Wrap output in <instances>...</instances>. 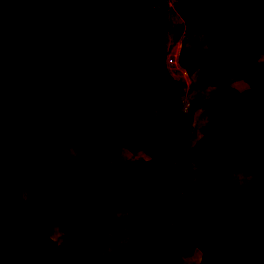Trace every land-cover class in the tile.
I'll return each instance as SVG.
<instances>
[{
	"label": "trees",
	"instance_id": "obj_1",
	"mask_svg": "<svg viewBox=\"0 0 264 264\" xmlns=\"http://www.w3.org/2000/svg\"><path fill=\"white\" fill-rule=\"evenodd\" d=\"M130 1L0 0V134L13 143L0 157V264H90L120 257L123 264H167L161 254L178 247L194 264H264V131L262 150L244 164L229 158L240 148L233 141L223 157L191 171L193 179L197 172L228 174L235 191L247 186L241 199L215 201L213 182L187 176L190 160L205 158L219 137L234 139L239 130L259 128L255 103L257 94L264 103V51L251 58L253 88L236 60L235 40L239 19L248 14L256 27L243 34V43L255 44L264 27V0L256 8L245 0L196 6L195 13L207 12L210 19L204 26L193 22L192 31L202 38L196 45L211 49L215 67L208 69L193 54L181 56L195 100L181 114L183 81L169 69L166 31L159 25L166 13L161 7L156 20L142 5L146 0ZM218 12L224 16L217 18ZM157 25L153 69L133 86L120 83L116 73L135 70ZM98 31L117 44L107 53ZM101 71L111 73L107 82L98 79ZM211 94L215 99L200 101ZM119 96L127 97L123 127L104 117L108 99ZM157 118V127L143 124ZM101 133L105 142L98 153L91 145ZM173 150L180 154L178 173L169 179L164 167ZM82 155L83 164L67 161ZM154 189L161 194L146 195ZM180 196L195 207L174 211L171 203ZM138 210L153 214L140 219ZM202 219L216 243L209 250ZM235 230L242 236L227 242L224 235ZM71 234L79 245L67 253ZM51 241L57 257L46 249Z\"/></svg>",
	"mask_w": 264,
	"mask_h": 264
},
{
	"label": "rangeland",
	"instance_id": "obj_2",
	"mask_svg": "<svg viewBox=\"0 0 264 264\" xmlns=\"http://www.w3.org/2000/svg\"><path fill=\"white\" fill-rule=\"evenodd\" d=\"M122 3H117V2H110L113 5L116 4H121V5H128L130 4V0H121ZM171 0H146L142 2V5H147V7L150 9L151 17L153 19H158L160 16V8L163 7L162 10L165 11L166 13V21H159V25H161L165 28L166 31V36H165V45L167 48V60H168V66L169 69L172 73V75L175 78H179L180 80L183 81L182 84V96H181V107H180V114L187 112L189 106L193 101H195L192 97V95L189 92V76L186 74V72L182 69V66L180 65V59L181 56H185L187 54H198L199 56L203 57V59L206 62V67L208 69H212L215 67V62H213L211 56L212 52L209 47H202V48H197L195 51L192 49L190 51L188 46L192 44L193 42H201V36L193 32V22L195 19L191 20L188 18V15L190 14L189 12L193 9V4L198 3V2H204V0H177L178 4L182 5L181 10H177L176 7L172 6L173 3L170 2ZM173 10V13L169 11V9ZM217 18H221L224 16V13L218 12L215 14ZM207 18V17H206ZM199 21V17H198ZM210 19L208 18V22ZM240 21L245 24L246 27L251 26L252 22L254 19L252 18L251 15H247L246 17L243 16ZM101 28V27H100ZM158 25L151 31L150 37L147 39L146 45L144 46V52L139 60V62L136 65V68L134 71H121L116 73L118 77V81L122 84H129L133 86L134 80L139 78L141 75L144 73H148L153 69V62L156 59V53H157V42H156V32L158 30ZM99 32V31H98ZM101 34V32L98 33V38L103 40V48H102V53H107L109 51V48H111V45L114 46L115 42H108V40L105 39L107 35L105 36ZM154 37V38H153ZM117 45V44H115ZM239 53V52H238ZM240 58L242 59L245 55L244 50L240 51ZM206 57L209 59L207 60ZM111 73L108 71H101L98 73V79L102 81H106L109 79ZM216 94H211L204 96L202 100L200 101H210L215 99ZM124 102V98H116L114 100H110L109 103H106V116L114 119H118L121 114V106L122 103ZM113 111L114 113L118 114H110L109 111ZM261 123L264 127V111L261 113ZM143 124L145 125H153L157 126L162 124V121L157 119L153 120H145L143 121ZM87 125L82 126V128H86ZM133 128V127H132ZM131 129V128H130ZM248 138V139H246ZM242 139V138H240ZM259 131L254 132V133H248V135L243 138L242 140H238L237 137L234 141L237 140L239 143V150L235 152L234 154V161L237 163L244 162L246 160V157H252L254 156L261 148V144L259 141ZM233 142V140L230 138L229 139H222L218 140L213 144L212 150L210 151L212 158L215 160L216 158H220V156H224L227 151L226 148ZM7 142L3 139L0 138V156L5 154L9 148L7 147ZM100 142L96 141L95 145L93 146L94 149L100 150L99 149ZM215 148H223L220 152L216 153L213 155V152L216 150ZM254 154V155H253ZM180 156L179 152H175L172 155L171 160H175L177 162L178 157ZM231 156V155H230ZM85 160V157L82 158ZM207 161L209 160L206 159V161H195L191 159L190 162V171L188 174V179L190 182H193V180H202L206 184H210L213 182V186L210 185L211 193H210V198H212L215 201H220L221 203H226V202H232V201H237L243 197L245 194V191L247 189V186L244 185L240 187L238 191H235V188L237 186L236 181L231 180L226 173H217L215 175H210V174H203L201 173L202 176L197 177L195 175V178L193 179L191 171H196L199 167L202 165L206 164ZM170 162V166H168V169L173 170L172 164H174L172 161ZM169 173L171 171H168ZM212 177H215V180L211 179ZM158 192V191H157ZM166 199V196H165ZM177 204V203H176ZM179 209H190L194 207V203L192 201H186L185 196L181 197L178 201ZM188 206V207H187ZM141 211V210H140ZM143 211V210H142ZM150 214L149 210H144L143 212L137 213L138 218H146ZM25 219L24 221H27ZM204 231L203 235L206 237H209L211 239V243L207 246L206 250H209L213 247L216 246V243L210 233V225L203 227L202 229ZM70 236H67L66 238V252L71 253L75 250L79 239L73 238ZM242 236L240 231H233L230 233H227L224 235V239L227 242H233L237 239H239ZM150 242V240H148ZM47 251L49 254L54 257H57L59 255V251L55 249L54 247V242L51 241L47 246H46ZM162 258L166 259L168 261V264H193L192 260L189 258L187 254L184 253V251L181 248H177L175 251L171 253H163L161 255ZM161 258V259H162ZM125 262V259L120 257L117 261L113 260H105V261H92L90 264H123Z\"/></svg>",
	"mask_w": 264,
	"mask_h": 264
},
{
	"label": "crops",
	"instance_id": "obj_3",
	"mask_svg": "<svg viewBox=\"0 0 264 264\" xmlns=\"http://www.w3.org/2000/svg\"><path fill=\"white\" fill-rule=\"evenodd\" d=\"M249 5H251V7H253V8H256V7H258V5H259V2H260V0H245ZM199 4H203V3H201V2H198V3H194L193 4V9L189 12L190 14L188 15V18L189 19H191V17H192V15H194V19H195V21H194V23H197V24H199V25H201V26H204L205 24H207L208 23V18H209V16L207 15V12H199V13H195V9H196V6L197 5H199ZM248 14H245L244 16L246 17ZM198 17H199V21H198ZM207 17V18H206ZM252 25L250 26L249 25V27H246L245 26V24L244 23H242L241 21H240V19H239V26H240V34L237 36V38H236V40H235V56H236V60H237V62H238V64L240 65V67L243 69V71H244V74H245V77L247 78V80H248V82H249V84L251 85V87H255V80H254V78H253V73H254V70H255V65L251 62V58H252V56L254 55V54H256V53H258V52H263L264 51V27H261V28H258V30H257V32H256V39H255V44H253V45H250V46H245L244 45V43H243V34L247 31V30H250V29H252V28H255L256 27V24H255V21H253L252 23H251ZM202 39V38H201ZM199 42H194V43H192V46L190 47L191 49H189L190 51H192V49H194L193 51H195V49H197V48H202V47H205V46H200V47H197V45L196 44H198ZM241 50H244V52H245V55H244V57L241 59L240 58V51ZM239 52V53H238ZM187 55H191L190 53L189 54H187ZM193 55H196V56H199L198 54H193ZM199 57H201V56H199ZM202 58V60H203V62L205 63V65H206V62H205V60L203 59V57H201ZM206 59L207 60H209L207 57H206ZM213 59V58H212ZM182 69L185 71V69L182 67ZM186 72V71H185ZM186 74H187V72H186ZM109 79H110V77H109ZM109 79H107L106 81H102V80H100V81H102V82H107ZM137 80V79H136ZM136 80H134V83L136 82ZM190 80V79H189ZM134 85V84H133ZM116 98H124V102L122 103V108H121V112H120V114H121V116L116 120V119H114V118H110V117H108V116H106V104H105V107H104V117L106 118V119H108L110 122H111V124H112V126H115V127H117V126H121V127H123V125L125 124V116H124V114H123V107L125 106V104L127 103V97L126 96H119V97H112V98H110V99H108V101L106 102V103H109L110 102V100H114V99H116ZM256 107L258 108V111H259V128L257 129V128H254V129H243V130H239L237 133H236V136H235V138L234 139H232L233 141L236 139V137H237V139L238 140H242L243 138H245L247 135H248V133H254V132H258L259 131V137H260V133L262 132V131H264V127H263V125H262V123H261V113H262V111H264V103H263V101H262V96L261 95H259V94H257V98H256ZM110 112V114L112 115V114H118V113H114L112 110L111 111H109ZM161 125V124H160ZM83 126H85V124L83 125ZM149 126H151V127H157V126H159V125H157V126H153V125H149ZM82 128V127H81ZM136 129V126H133V128H127V130L128 131H133V130H135ZM82 130L83 131H85V132H89V128L86 126V128L84 129V128H82ZM0 138L1 139H3V140H5L6 142H7V147L6 148H9L8 150H7V152L5 153V154H3V155H1V156H4V155H6L12 148H13V143H12V141H11V139L7 136V135H5V134H0ZM240 138H242V139H240ZM222 139H229L228 137H224V136H222V137H219L216 141H218V140H222ZM246 139H248V138H246ZM230 140H231V138H230ZM96 141H99L100 142V145H99V149L100 150H96V149H94L93 148V146L95 145V142ZM215 141V142H216ZM259 141H260V139H259ZM104 142H105V136H104V134L103 133H101L100 134V136H99V138H97L94 142H93V144L91 145V149L93 150V151H96V152H98V153H100L101 152V149H102V147H103V145H104ZM214 142V143H215ZM236 142H237V140H236ZM213 143V144H214ZM213 144H211L208 148H207V156L205 157V158H203L202 160L203 161H206V159L207 160H209V162H212V161H215V160H218L219 159V157L218 158H216L215 160L212 158V155H211V153H210V151L212 150V147H213ZM216 150L213 152V155L214 154H216V153H218V152H220L223 148H215ZM262 150V148H260V150L259 151H261ZM226 151H227V148H226ZM258 151V152H259ZM177 153L178 151H176V150H173V151H171V153H170V157H169V160H168V162H167V164L165 165V167H164V169H165V173H166V177L167 178H169V179H174L175 177H176V175H177V173H178V169H177V166H176V161L175 160H171V158H172V155H173V153ZM235 154V153H234ZM234 154H231V156H229V158H230V160H231V162H233L234 161ZM254 155V154H253ZM0 156V157H1ZM255 156V155H254ZM254 156H252V157H249V158H247L246 157V160L247 159H250V158H253ZM83 157H85V160H83L82 158ZM221 157H223V156H220V158ZM86 160H87V156L86 155H82L81 156V158L78 160V161H76V160H74V159H71V158H68L67 159V161L68 162H75V163H81V164H83V163H85L86 162ZM192 160H194V159H192ZM245 160V161H246ZM169 161H172L174 164H172L173 166H172V168H173V170H169L168 169V166H170V162ZM196 161V160H195ZM245 161L244 162H241V163H237V162H233V163H236V164H244L245 163ZM190 162H191V160H190ZM207 163H208V161H207ZM168 171H171L170 173L168 172ZM198 171V170H197ZM194 172V171H193ZM197 174V177H199L200 178V176H202L201 175V173H199V172H197L196 173ZM215 175V174H214ZM228 175V174H227ZM188 176V175H187ZM229 177V176H228ZM211 179H213V180H215V177H212ZM201 180V179H200ZM202 181V180H201ZM158 191V192H157ZM159 194H161V190H159V189H154V190H148V191H146V195L147 196H155V195H159ZM165 196H166V199H165ZM244 196V195H243ZM181 197H183V196H180V198ZM163 200L165 201V203H168V195L166 194V195H164L163 196ZM178 201L179 200H177V201H175V202H172L171 203V206H172V208H173V210L174 211H180L181 209H179V205H178ZM177 203V204H176ZM188 207V206H187ZM195 207V206H194ZM187 209V208H186ZM188 210V209H187ZM139 212H143L142 210L140 211V210H138ZM138 211L136 212V215H137V213H138ZM149 212H150V214H149V216L150 215H152L153 214V212H151L150 210H149ZM148 216V217H149ZM138 217V216H137ZM148 217H146V218H148ZM146 218H140V219H146ZM209 221L207 220V219H202V223H201V231H202V233H204V231L202 230L203 229V227H204V225L205 226H208L209 225V223H208ZM235 231H237V230H235ZM239 231V230H238ZM72 235V234H71ZM70 236V235H69ZM71 237H73V238H75L73 235L71 236ZM148 240H150L149 238H147V243H148V245H149V247L151 248L152 247V241L150 240V242L148 241ZM78 245H79V241H78V244H77V246H76V248L78 247ZM75 248V249H76ZM56 249V248H55ZM56 250H58V249H56ZM166 250L167 249H165L164 251H163V253H165L166 252ZM162 253V254H163ZM161 254V255H162ZM162 258V257H161ZM190 258V257H189ZM164 259V258H163ZM191 259V258H190ZM193 262V261H192ZM166 263L168 264V261H166ZM193 264H194V262H193Z\"/></svg>",
	"mask_w": 264,
	"mask_h": 264
},
{
	"label": "built area",
	"instance_id": "obj_4",
	"mask_svg": "<svg viewBox=\"0 0 264 264\" xmlns=\"http://www.w3.org/2000/svg\"><path fill=\"white\" fill-rule=\"evenodd\" d=\"M171 1H172V2H171ZM171 1H170V2L173 3L172 6L174 7L175 4H176V1H177V0H171ZM176 9H177V10H181V9H182V5H177V6H176Z\"/></svg>",
	"mask_w": 264,
	"mask_h": 264
},
{
	"label": "clouds",
	"instance_id": "obj_5",
	"mask_svg": "<svg viewBox=\"0 0 264 264\" xmlns=\"http://www.w3.org/2000/svg\"><path fill=\"white\" fill-rule=\"evenodd\" d=\"M177 3V2H176Z\"/></svg>",
	"mask_w": 264,
	"mask_h": 264
}]
</instances>
